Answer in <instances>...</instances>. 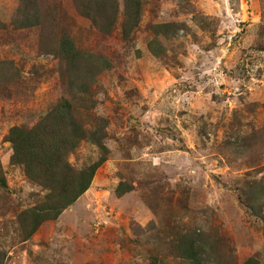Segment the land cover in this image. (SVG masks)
<instances>
[{
    "label": "rangeland",
    "instance_id": "rangeland-1",
    "mask_svg": "<svg viewBox=\"0 0 264 264\" xmlns=\"http://www.w3.org/2000/svg\"><path fill=\"white\" fill-rule=\"evenodd\" d=\"M124 3L94 22L85 0H37L40 25L18 28L20 0H0V264H264V0H141L127 36ZM62 35L88 93L71 97ZM63 100L104 146L68 161L104 159L37 224L47 190L9 130Z\"/></svg>",
    "mask_w": 264,
    "mask_h": 264
},
{
    "label": "trees",
    "instance_id": "trees-1",
    "mask_svg": "<svg viewBox=\"0 0 264 264\" xmlns=\"http://www.w3.org/2000/svg\"><path fill=\"white\" fill-rule=\"evenodd\" d=\"M81 4L84 15L96 22L95 12L98 5H106L115 14V0H85ZM122 29L124 36L138 24L141 13V0H125ZM91 9V11H90ZM15 23L18 28H30L40 25V13L37 0H20L16 10ZM60 57L69 64V85L72 90L88 93V86L74 75L83 55L75 48L74 43L65 35L59 39L55 48ZM84 84V85H83ZM83 85V86H82ZM69 100L59 102L49 112L41 116L32 127L13 126L9 130L8 141L12 144V160L23 166L27 178L47 190L45 199L34 207L37 224L42 220L55 217L71 205L89 187L95 170L104 158L82 166H75L68 161V156L86 138L93 140L104 151L99 143V134L88 136L79 121L75 118ZM88 136V137H87ZM194 252L186 251L187 256ZM198 259V258H197Z\"/></svg>",
    "mask_w": 264,
    "mask_h": 264
}]
</instances>
